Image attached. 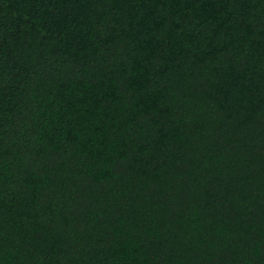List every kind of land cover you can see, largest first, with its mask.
<instances>
[{
	"label": "trees",
	"instance_id": "16d2710c",
	"mask_svg": "<svg viewBox=\"0 0 264 264\" xmlns=\"http://www.w3.org/2000/svg\"><path fill=\"white\" fill-rule=\"evenodd\" d=\"M0 264H264V0H0Z\"/></svg>",
	"mask_w": 264,
	"mask_h": 264
}]
</instances>
